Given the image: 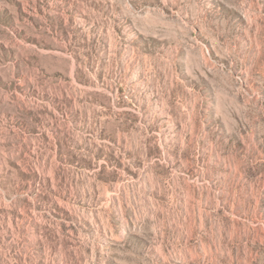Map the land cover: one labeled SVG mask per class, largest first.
<instances>
[{
	"label": "rangeland",
	"instance_id": "rangeland-1",
	"mask_svg": "<svg viewBox=\"0 0 264 264\" xmlns=\"http://www.w3.org/2000/svg\"><path fill=\"white\" fill-rule=\"evenodd\" d=\"M0 264H264V0H0Z\"/></svg>",
	"mask_w": 264,
	"mask_h": 264
}]
</instances>
